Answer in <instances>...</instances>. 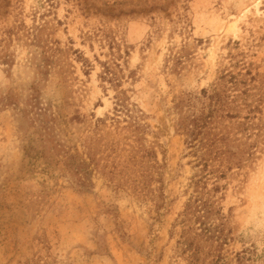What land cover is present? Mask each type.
Returning <instances> with one entry per match:
<instances>
[{"label":"rangeland","instance_id":"374dc122","mask_svg":"<svg viewBox=\"0 0 264 264\" xmlns=\"http://www.w3.org/2000/svg\"><path fill=\"white\" fill-rule=\"evenodd\" d=\"M215 255L264 264V0H0V264Z\"/></svg>","mask_w":264,"mask_h":264},{"label":"trees","instance_id":"16d2710c","mask_svg":"<svg viewBox=\"0 0 264 264\" xmlns=\"http://www.w3.org/2000/svg\"><path fill=\"white\" fill-rule=\"evenodd\" d=\"M203 231H205V232H209V233H212L211 228H209V227L203 228ZM188 240H189L188 247H189L190 250H191L192 247H193V242L190 241V239H188ZM193 252H194V253H192V254H195V250H194ZM215 256H216V258H215L214 264H217L218 261L221 259V255H215Z\"/></svg>","mask_w":264,"mask_h":264}]
</instances>
